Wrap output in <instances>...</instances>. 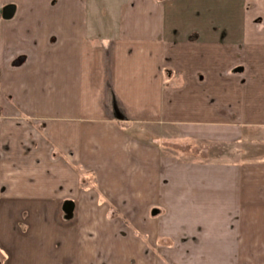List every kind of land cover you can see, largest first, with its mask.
Masks as SVG:
<instances>
[{"label": "crops", "instance_id": "0c3cea01", "mask_svg": "<svg viewBox=\"0 0 264 264\" xmlns=\"http://www.w3.org/2000/svg\"><path fill=\"white\" fill-rule=\"evenodd\" d=\"M258 133L264 0H0L3 264H264Z\"/></svg>", "mask_w": 264, "mask_h": 264}, {"label": "trees", "instance_id": "16d2710c", "mask_svg": "<svg viewBox=\"0 0 264 264\" xmlns=\"http://www.w3.org/2000/svg\"><path fill=\"white\" fill-rule=\"evenodd\" d=\"M4 260H5V257L3 256V254L0 251V264H3Z\"/></svg>", "mask_w": 264, "mask_h": 264}, {"label": "rangeland", "instance_id": "374dc122", "mask_svg": "<svg viewBox=\"0 0 264 264\" xmlns=\"http://www.w3.org/2000/svg\"><path fill=\"white\" fill-rule=\"evenodd\" d=\"M153 132V131H152ZM259 135H255L256 138H262L264 139V133H258Z\"/></svg>", "mask_w": 264, "mask_h": 264}]
</instances>
